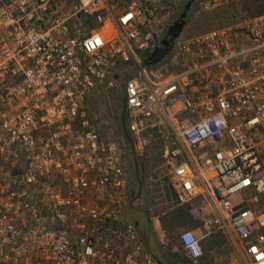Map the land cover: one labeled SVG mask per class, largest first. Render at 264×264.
I'll return each mask as SVG.
<instances>
[{
	"label": "built area",
	"instance_id": "2783aa9c",
	"mask_svg": "<svg viewBox=\"0 0 264 264\" xmlns=\"http://www.w3.org/2000/svg\"><path fill=\"white\" fill-rule=\"evenodd\" d=\"M242 1L198 0L200 11ZM263 11L179 36L155 65L182 0H0V264H160L128 221L139 188L124 161L144 134L164 131L160 165L147 174L145 213L185 207L194 229L177 234L188 264L200 242L222 236L224 264H264ZM121 82L131 144L80 118L85 96ZM122 136V135H121Z\"/></svg>",
	"mask_w": 264,
	"mask_h": 264
},
{
	"label": "rangeland",
	"instance_id": "374dc122",
	"mask_svg": "<svg viewBox=\"0 0 264 264\" xmlns=\"http://www.w3.org/2000/svg\"><path fill=\"white\" fill-rule=\"evenodd\" d=\"M197 1L198 0H194L191 8L186 14L184 26L180 33L182 38L202 31L217 28L230 22L222 15L225 12L234 9L233 6L220 11L204 12L197 8ZM234 14L237 15V12ZM235 17L231 20L234 21ZM163 36L164 32L160 35V38ZM112 72L116 87L110 91L105 90L102 87H97L94 90H91L85 96L81 104L79 111L80 118L75 121L74 129L79 130V123L83 120L86 122L87 127L91 129L95 128L102 137L115 139L117 141L120 140V137H122L121 142L125 144L126 140L122 135L118 120L122 106L121 82L124 76H133L135 74V69L130 68L129 65H125L113 68ZM144 142L145 146L143 148V154L138 159L131 158L128 144H126V149L124 150V161L126 162L130 182L129 188L130 190H136V188H139L140 193V198L136 201L137 208L131 211L133 222H138L142 216L146 214L145 208L147 204H150L151 207L153 205V203H149L151 188L147 179V174L160 165L161 154L167 143L164 131H150L144 134ZM134 169L137 170L136 175ZM261 203L264 204V201ZM152 211L157 215L159 231L162 232V234L157 231L155 232L153 225L150 223L154 242L157 243V246L162 251L176 257L177 259H182L183 261H186V264H188L186 257L183 255L176 243V237L178 233L185 229H194L196 227L195 224L190 221L193 224L192 227L178 226L167 233L161 227L160 219L169 211L165 210L162 205H154ZM188 225L191 226L190 224ZM205 240L201 241L204 242L203 245L200 243L203 253L200 264H224L228 257L231 256L230 246L224 240L222 241L216 236ZM207 245L209 247L203 249V246L206 247Z\"/></svg>",
	"mask_w": 264,
	"mask_h": 264
},
{
	"label": "trees",
	"instance_id": "16d2710c",
	"mask_svg": "<svg viewBox=\"0 0 264 264\" xmlns=\"http://www.w3.org/2000/svg\"><path fill=\"white\" fill-rule=\"evenodd\" d=\"M187 1L188 0H182V4L178 7V10H177V12H176V14L172 20H174L177 17L179 12L181 11L182 5ZM230 6H233L235 10L231 9V11L225 12L222 15L225 19L227 18L230 22H232L231 19H233L236 16V14H234V13L237 12V14H238L239 8L241 10H245L249 15H256V14H259L263 11L261 4L256 0H254V1H242L239 5L240 6L239 8L236 5H228L226 7L219 9V10H216V11H220V10H223L225 8H229ZM219 17H221V16H219ZM230 22H228V23H230ZM127 219H128V221L133 223L134 226L136 227V230L139 234L141 244H142L144 250L148 254H150L158 263H160V259L162 258V259L167 260L171 263L176 262L177 264H186V261H183L182 259H177L176 257L162 251L157 246V243L154 242V240L152 238L150 222L148 220L147 214L142 216V218L138 222H133L132 214L130 211ZM160 224H161V227L164 229V231L167 233L170 232L173 228L178 227V226L192 227V225H193L190 222V220L186 214V208L185 207H176L175 209L167 212L160 219ZM188 224H190L191 226H189ZM213 236H216L223 241L222 236H220V235H213ZM213 236H211V237H213ZM210 238H208V239H210ZM200 243L202 245L204 244V242H200ZM207 247H209V246L208 245L206 247L203 246V249L207 248Z\"/></svg>",
	"mask_w": 264,
	"mask_h": 264
},
{
	"label": "water",
	"instance_id": "95a60500",
	"mask_svg": "<svg viewBox=\"0 0 264 264\" xmlns=\"http://www.w3.org/2000/svg\"><path fill=\"white\" fill-rule=\"evenodd\" d=\"M193 2L194 0H188L182 5L181 11L177 15V17L173 21H171L170 24L167 26L164 36L159 41L158 47L154 48V50L144 60V64L146 66L157 64L163 58V56H165L169 52L173 42L179 37L183 29L186 14L191 8ZM123 114L124 111H123V102H122L121 111L118 120H119L121 132L125 140L129 143V139L125 131ZM129 145L131 148L130 143Z\"/></svg>",
	"mask_w": 264,
	"mask_h": 264
},
{
	"label": "flooded vegetation",
	"instance_id": "af4514ba",
	"mask_svg": "<svg viewBox=\"0 0 264 264\" xmlns=\"http://www.w3.org/2000/svg\"><path fill=\"white\" fill-rule=\"evenodd\" d=\"M134 171H135V175L137 174V170L136 169H134ZM160 264H177L176 262H173V263H171V262H169V261H167V260H164V259H160Z\"/></svg>",
	"mask_w": 264,
	"mask_h": 264
},
{
	"label": "crops",
	"instance_id": "0c3cea01",
	"mask_svg": "<svg viewBox=\"0 0 264 264\" xmlns=\"http://www.w3.org/2000/svg\"><path fill=\"white\" fill-rule=\"evenodd\" d=\"M178 10V9H177ZM180 36V35H179Z\"/></svg>",
	"mask_w": 264,
	"mask_h": 264
}]
</instances>
